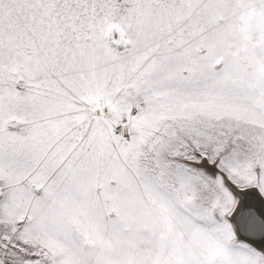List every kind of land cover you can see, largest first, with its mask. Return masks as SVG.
<instances>
[{"label": "snow or ice", "instance_id": "snow-or-ice-1", "mask_svg": "<svg viewBox=\"0 0 264 264\" xmlns=\"http://www.w3.org/2000/svg\"><path fill=\"white\" fill-rule=\"evenodd\" d=\"M0 264H264V0H0Z\"/></svg>", "mask_w": 264, "mask_h": 264}]
</instances>
